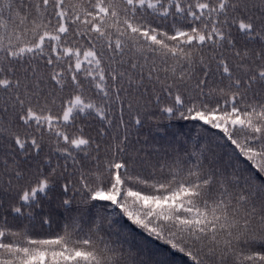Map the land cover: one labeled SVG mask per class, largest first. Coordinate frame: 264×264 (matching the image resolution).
Masks as SVG:
<instances>
[{
  "label": "snow or ice",
  "instance_id": "6c2138e0",
  "mask_svg": "<svg viewBox=\"0 0 264 264\" xmlns=\"http://www.w3.org/2000/svg\"><path fill=\"white\" fill-rule=\"evenodd\" d=\"M0 264H264V0H0Z\"/></svg>",
  "mask_w": 264,
  "mask_h": 264
}]
</instances>
